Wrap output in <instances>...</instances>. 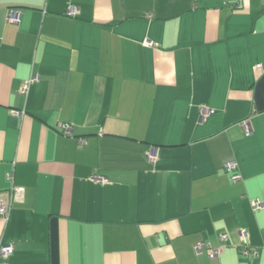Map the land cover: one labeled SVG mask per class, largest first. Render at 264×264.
<instances>
[{"label": "crops", "instance_id": "1", "mask_svg": "<svg viewBox=\"0 0 264 264\" xmlns=\"http://www.w3.org/2000/svg\"><path fill=\"white\" fill-rule=\"evenodd\" d=\"M8 172L11 264H264V0H0Z\"/></svg>", "mask_w": 264, "mask_h": 264}, {"label": "built area", "instance_id": "2", "mask_svg": "<svg viewBox=\"0 0 264 264\" xmlns=\"http://www.w3.org/2000/svg\"><path fill=\"white\" fill-rule=\"evenodd\" d=\"M79 9L75 5L68 6L65 10V13L69 16H74L78 13ZM20 12L19 10L15 8H8L6 11L5 19L8 22H17L19 20ZM145 44L152 45L153 41L146 39L144 41ZM37 76L35 74H31L29 77L24 80V82L20 86L21 93H25L29 83L36 80ZM200 111V117H204L208 115L210 112H213V108L207 107L205 105L199 106ZM14 114H19V111H13ZM71 123L67 121H60L56 126H58V129L65 134H69L71 130ZM241 127L245 131V133H249L250 126L247 119L241 121ZM80 142H84L83 138H80ZM223 168L228 172V178L232 181H236L240 178L241 174L239 173L237 163L235 160L230 159L226 160L223 164ZM6 177H8L11 180V185L7 188V191L4 192V194H0V216L3 219H6L8 216V211L10 208V204L13 200H19L20 196L22 194L23 188L21 185H15L12 182L13 176L12 172H8ZM89 179L94 180L99 183H103L106 181L105 176H101L97 173H92ZM251 207L253 209H260L264 205V202L258 199H250ZM220 239L222 241H226V235L224 233L220 234ZM239 246H238V252H240L243 256H251L252 254L256 253L251 247L249 246V242L246 239V232L244 230H240L239 234ZM13 246L11 244L8 245V243H2L0 240V264H11L9 261V256L13 251ZM193 248L196 253H201L204 249V251L208 254L210 257L218 256L223 248V244H218L215 246H212L211 244L203 241V242H195L193 245Z\"/></svg>", "mask_w": 264, "mask_h": 264}]
</instances>
